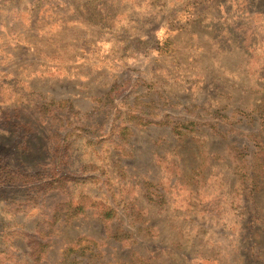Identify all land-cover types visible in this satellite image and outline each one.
I'll list each match as a JSON object with an SVG mask.
<instances>
[{
	"label": "rangeland",
	"instance_id": "rangeland-1",
	"mask_svg": "<svg viewBox=\"0 0 264 264\" xmlns=\"http://www.w3.org/2000/svg\"><path fill=\"white\" fill-rule=\"evenodd\" d=\"M0 264H264V0H0Z\"/></svg>",
	"mask_w": 264,
	"mask_h": 264
}]
</instances>
